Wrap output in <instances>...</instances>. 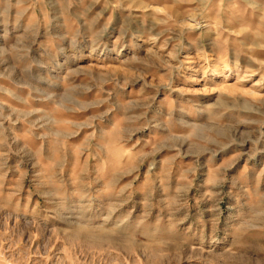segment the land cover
<instances>
[{
	"label": "rangeland",
	"instance_id": "obj_1",
	"mask_svg": "<svg viewBox=\"0 0 264 264\" xmlns=\"http://www.w3.org/2000/svg\"><path fill=\"white\" fill-rule=\"evenodd\" d=\"M0 264H264V0H0Z\"/></svg>",
	"mask_w": 264,
	"mask_h": 264
}]
</instances>
